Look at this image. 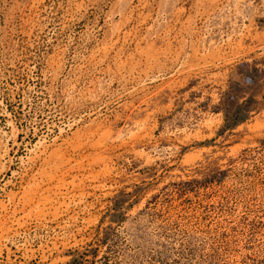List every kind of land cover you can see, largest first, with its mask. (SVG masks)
<instances>
[{
  "label": "rangeland",
  "instance_id": "obj_1",
  "mask_svg": "<svg viewBox=\"0 0 264 264\" xmlns=\"http://www.w3.org/2000/svg\"><path fill=\"white\" fill-rule=\"evenodd\" d=\"M0 264H264V0H0Z\"/></svg>",
  "mask_w": 264,
  "mask_h": 264
},
{
  "label": "trees",
  "instance_id": "obj_2",
  "mask_svg": "<svg viewBox=\"0 0 264 264\" xmlns=\"http://www.w3.org/2000/svg\"><path fill=\"white\" fill-rule=\"evenodd\" d=\"M245 117H242V120L244 119ZM238 120H241V118L240 119H238Z\"/></svg>",
  "mask_w": 264,
  "mask_h": 264
}]
</instances>
